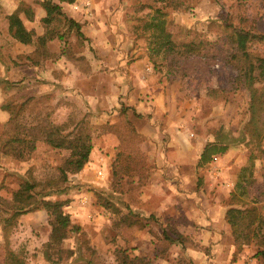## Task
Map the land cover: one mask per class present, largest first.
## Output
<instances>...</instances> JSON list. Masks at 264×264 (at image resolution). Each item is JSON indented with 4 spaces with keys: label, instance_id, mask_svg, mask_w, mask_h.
<instances>
[{
    "label": "rangeland",
    "instance_id": "374dc122",
    "mask_svg": "<svg viewBox=\"0 0 264 264\" xmlns=\"http://www.w3.org/2000/svg\"><path fill=\"white\" fill-rule=\"evenodd\" d=\"M41 1L0 0V143L15 121L26 127L43 121L65 125L69 135L86 130L91 136L93 147L83 169L62 183L63 193L48 196L67 199L63 210L80 228L65 245L73 248L72 255L60 264H87L86 253L77 260L78 240L95 247L94 264H116L115 248H135L134 254L149 264H197L193 256L211 254L197 233L179 234L169 218L154 212L180 235L178 242L165 240L161 225L149 216L152 209L140 198L149 179L165 181L171 130L193 163L205 144L217 141V151L197 160L195 167L215 170L219 180L209 191L229 199L222 228L227 234L218 239L221 248L214 253L220 264H264V40L259 38L264 37V0H127L138 11L126 19L118 15L122 0H74L82 3L83 21L75 20L82 37L63 16L47 15ZM52 1L73 19L71 3ZM157 10L169 33V51L154 38L157 29L147 27ZM11 13L35 36L52 32L46 43L52 55L37 65L26 59L35 43L12 37L6 18ZM243 30L255 36L247 43L251 81L235 67L248 65L234 43ZM20 103L23 110L8 121L1 106ZM68 154L38 141L25 159L0 158V198L7 201H0V264H6L8 250L22 264H54L43 253L50 230L46 211L15 213L9 203L24 180L36 181L38 191L49 190ZM222 154V162L214 159ZM125 163L130 171L116 177ZM248 166L252 170L242 173L246 187L230 189L228 177ZM199 170L192 177L197 188L207 186ZM192 208H186L191 215ZM136 219L140 223L128 225ZM196 249L201 252L190 253Z\"/></svg>",
    "mask_w": 264,
    "mask_h": 264
},
{
    "label": "trees",
    "instance_id": "16d2710c",
    "mask_svg": "<svg viewBox=\"0 0 264 264\" xmlns=\"http://www.w3.org/2000/svg\"><path fill=\"white\" fill-rule=\"evenodd\" d=\"M72 3L74 0H66ZM41 7L45 10L47 15L57 13L65 18L69 23L70 27H75L77 35L82 37L83 33L80 31V25L75 20L68 18L62 6L59 3L53 2L52 0H42L40 2ZM160 12L157 10V14L153 16L150 22L147 23L148 28L157 29V33H153L154 38L160 42V46H165L167 51L171 50L169 33L166 32L165 21L160 19ZM8 22V31L11 33L12 37L17 41L25 44L35 43L34 50L31 54L26 56V59L31 61L32 64L37 65L39 59L42 57L47 58L52 55L46 47L48 40L53 38L51 31L44 32L42 35H36L33 31L28 30L25 27L24 22L15 13H11L6 16ZM50 32V35H49ZM62 35L60 36V38ZM255 37L250 34L248 30H243V32H238L235 45L241 51L240 56L245 57L248 65L235 64L236 70L244 77L250 81L253 79V66L248 63L249 53L247 52L248 40ZM260 39L264 40L263 36H259ZM243 69V71H242ZM243 80V81H244ZM23 103H20L18 107H12L9 104H3L1 107L7 110L9 113L8 121L12 122L15 116H18L23 110ZM14 128L11 132L2 139L0 143V158L2 156H9L15 159H25L30 156L31 153L36 149V143L42 141L46 145L53 149L66 150L69 152L68 156L58 167V181L50 182L49 187L46 192L38 191L36 189L38 183L30 180H24L19 184V187L12 193V198L10 200V208L14 209L15 213H23L31 211L34 209H43L47 214V223L50 227L47 240L43 243V253L47 260L54 264H60L66 256H70L73 253V248H67V239L72 236L73 233L80 231L79 226L75 225L71 219L70 215L63 210V206L68 202L67 199H50L48 196L53 193L61 194L65 191L62 183L67 180L69 175H74L79 173L85 163L88 161L89 153L92 149L91 136L86 130H79L75 134L69 135L65 133V125L50 124L46 122H40L31 127H26L20 122L15 121L13 124ZM218 140V139H217ZM217 142V141H216ZM210 143L205 144L201 157L207 158L217 151V144ZM118 161V160H117ZM121 170L114 172L116 177H119L121 173L130 171V166L125 163L122 168V164L119 166ZM249 167V168H248ZM245 167L244 170L238 175L237 185L242 186L244 171L249 169L252 170L250 166ZM250 172V171H249ZM243 173V174H242ZM249 181V185H251ZM0 201L6 204V200L1 199ZM118 209V208H117ZM116 210V209H115ZM119 211V210H118ZM151 218H155V221L161 225L162 237L171 242H178L180 235L177 234L169 225L163 223L161 219L155 216L152 212L149 215ZM122 221L126 220V216H123ZM140 223L139 220H129L128 225H133ZM72 233V234H71ZM78 240V239H77ZM78 256L77 260L82 258L85 253L88 255L86 259L87 264H94V258H96V249L94 246L89 244L83 245L82 242L78 240ZM135 248L130 250L126 248H115L113 253L115 255L116 264H149V260L144 256L134 254ZM56 254L57 257H53ZM261 254H264V249L261 250ZM23 261L20 260L13 251L8 250L6 256V264H22ZM76 264V263H73Z\"/></svg>",
    "mask_w": 264,
    "mask_h": 264
},
{
    "label": "crops",
    "instance_id": "0c3cea01",
    "mask_svg": "<svg viewBox=\"0 0 264 264\" xmlns=\"http://www.w3.org/2000/svg\"><path fill=\"white\" fill-rule=\"evenodd\" d=\"M84 1L85 0H80V2ZM105 1L107 3V0ZM76 2L77 1L71 3L69 7L70 11L68 10L70 13L69 16L76 21H80V18L81 21H83V10L80 7L82 3L80 5L76 4ZM130 4V1L122 0L118 15L123 14L122 17L124 19L132 18L133 13L138 10L132 9ZM105 7L110 10V7L107 6V4ZM104 22L106 23V20H104ZM86 27L89 28L88 25ZM143 61L144 59H141V62ZM133 66L134 64L130 65V68ZM124 87L125 86H123V88ZM164 129L165 131L170 132L168 125H164ZM170 133L171 138L167 141L168 148L165 149V152L163 151L166 158V164L163 168V170H165V175H167L165 181L162 184H157L161 180L149 179L140 189V198L152 209L153 212L162 215L163 218H169V221L173 222V224L171 223V226L177 233L182 235H186L188 231H191L193 234L197 233L199 237L203 238V241L205 240V242L201 243L211 246V254H209V256H203L204 259L197 254L193 256L195 257L197 264H220V259L216 257L214 253L221 248V241L220 244L217 243L219 242L218 239L220 237L223 238V236H226L227 234V232L226 234L222 232V228L224 221L227 222L226 212L229 207L226 205H228L227 202L229 199L223 201L222 198L219 199L209 191V188L212 190L214 188V183L219 180L218 176H216L218 173L215 170L208 172L201 168L199 170V166L198 168L195 167L197 160L199 161L200 158L204 159L201 157L202 150L197 154L196 162L193 163L194 158L191 156L185 143H183L176 132L171 130ZM174 138L177 142H175ZM178 142L181 145L180 148L178 147ZM222 156L223 154L217 155V161L221 159L222 162ZM195 169H198L200 173L204 175V182L207 186L203 184V187L197 188V183L192 182ZM210 173L211 175H209ZM187 174L188 176H186ZM238 175L233 178L228 177L229 180L227 182H229L228 185L230 189L237 185ZM211 176L213 178L212 181L210 179ZM188 205H192L194 211L193 215L187 211L186 208ZM195 227L197 229H195ZM185 230L186 232H184ZM196 230L201 231L198 233L195 232ZM210 239L217 240L211 241ZM192 252L200 253L201 251L200 249H196L190 251L191 254Z\"/></svg>",
    "mask_w": 264,
    "mask_h": 264
},
{
    "label": "built area",
    "instance_id": "2783aa9c",
    "mask_svg": "<svg viewBox=\"0 0 264 264\" xmlns=\"http://www.w3.org/2000/svg\"><path fill=\"white\" fill-rule=\"evenodd\" d=\"M87 11H88V10H87ZM148 69H149V68H148ZM214 159H216V157H214ZM97 172H98L100 175H102V173H103L101 170H98Z\"/></svg>",
    "mask_w": 264,
    "mask_h": 264
}]
</instances>
